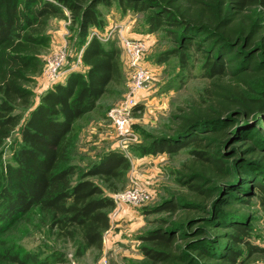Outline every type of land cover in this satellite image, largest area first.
Instances as JSON below:
<instances>
[{
    "label": "trees",
    "instance_id": "trees-1",
    "mask_svg": "<svg viewBox=\"0 0 264 264\" xmlns=\"http://www.w3.org/2000/svg\"><path fill=\"white\" fill-rule=\"evenodd\" d=\"M113 3L122 11L144 13L147 32L162 29L168 34L173 48L159 60L175 56L179 67L192 75L196 67L189 51L198 53L199 76L207 80L196 99L177 109L170 135L155 137L143 149L142 154H172L190 147V161L178 172L184 191L147 210L168 215L139 237L144 242L139 264H235L240 252L228 243L243 245L250 254L262 252L250 244L246 225L231 217L239 213L223 212L235 207L234 188L218 191L237 174L230 173L224 157L227 141L247 137L252 129L239 127L241 123L264 118V94L254 97L251 87L264 75V67L254 65L256 53L264 50V0H0V147L16 128L20 139L14 164L0 170V234L37 207L67 234L74 229L83 251L102 249L114 201L87 178H122L129 161L110 151L74 182L75 167L62 162L68 160L75 121L123 78L121 49L94 35L88 38L91 27L104 24L98 6ZM64 9L82 41L84 69L70 71L30 107L28 84L41 66L34 51L46 39L47 19L62 16ZM19 107L27 110L25 116L16 112ZM255 149L249 148L251 154L264 160ZM246 181L264 191L253 172ZM213 242L225 243L218 247ZM6 261L23 263L0 240V264Z\"/></svg>",
    "mask_w": 264,
    "mask_h": 264
},
{
    "label": "rangeland",
    "instance_id": "rangeland-1",
    "mask_svg": "<svg viewBox=\"0 0 264 264\" xmlns=\"http://www.w3.org/2000/svg\"><path fill=\"white\" fill-rule=\"evenodd\" d=\"M62 16L47 19L43 35L45 41L36 46L34 53L40 63L37 73L28 84L32 91L31 105L39 100V94L64 79L70 71H83L81 61L82 41L78 38L77 28L69 19V12L63 10ZM103 20L101 27H91L88 38L98 35L105 44L121 45L122 37L145 38L148 47L144 55L146 65L154 70V79L141 89L135 98L136 107L131 109L129 129L131 136L122 139L115 132L108 113L120 107L127 100L128 74L126 64L121 58L123 78L112 83L108 92L99 100L97 106L74 123L70 137L68 160L64 165L75 167L71 181L79 180L87 170L104 154L115 151L123 154L130 167L122 178L104 180L98 176L87 179L99 186L105 195L111 196L126 189H138L142 199L135 203H115L108 211L110 226L103 234L102 249H81L79 235L74 229H64L56 224L54 218L45 211L34 207L23 217L14 221L1 234L5 248L16 253L22 264H139L144 261L140 236L158 226L157 219L167 218V213H147L154 205L171 200L179 195L183 188L178 182V172L190 161L188 151L183 148L176 153H143L155 137L168 136L174 126L177 109L197 98L207 85V80L199 76L201 56L189 51L195 69L192 75L179 67L175 56L164 60L158 57L173 48L172 39L162 29L149 33L146 31L145 14L122 11L115 3L111 7L98 6ZM264 26V21L260 23ZM60 54L62 61L56 74L49 71V63ZM255 64L264 67V50L256 53ZM253 96L261 98L264 94V75L251 82ZM16 112L26 115L21 107ZM245 139H229L224 146L225 159L230 173L235 178L227 187L218 192L234 188L237 195L235 207L229 212L231 217L240 219L247 227L249 242L262 252L250 254L243 245L230 247L240 252L235 264H264V191L255 189L247 178L255 174L256 181L264 189V160L254 157L249 148L255 145L257 152L264 154V118L255 122L241 123L239 127H248ZM251 139V140H249ZM20 142L17 128L5 139L0 147V170L4 164H14L13 154ZM67 157V156H66ZM233 209H235L233 211ZM217 244L218 242H213ZM225 242L218 243V247ZM216 246V245H215ZM2 264H17L4 262Z\"/></svg>",
    "mask_w": 264,
    "mask_h": 264
},
{
    "label": "built area",
    "instance_id": "built-area-1",
    "mask_svg": "<svg viewBox=\"0 0 264 264\" xmlns=\"http://www.w3.org/2000/svg\"><path fill=\"white\" fill-rule=\"evenodd\" d=\"M94 36L101 40L98 35L95 34ZM147 42L145 38H121V57L126 64L128 74V94L126 102L120 107L111 109L108 116L115 132L122 139L132 135L129 129V119L131 109H135V106L138 105L135 101L137 93L154 79L153 68L150 65H146L144 60L148 47ZM61 61L62 56L60 54L56 55L49 63V71L56 74ZM113 197L115 203L126 202L135 204L142 199V193L138 189H126L116 193Z\"/></svg>",
    "mask_w": 264,
    "mask_h": 264
},
{
    "label": "crops",
    "instance_id": "crops-1",
    "mask_svg": "<svg viewBox=\"0 0 264 264\" xmlns=\"http://www.w3.org/2000/svg\"><path fill=\"white\" fill-rule=\"evenodd\" d=\"M121 58H122V57H121ZM123 62H124V60H123ZM122 68H123V66H122ZM67 74H68V73H66V75H65L64 79H63V80H61V82H63V81L65 80V78H66Z\"/></svg>",
    "mask_w": 264,
    "mask_h": 264
}]
</instances>
